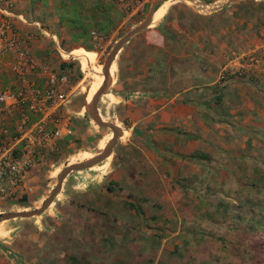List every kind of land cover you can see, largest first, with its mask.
Returning <instances> with one entry per match:
<instances>
[{
	"label": "rangeland",
	"instance_id": "374dc122",
	"mask_svg": "<svg viewBox=\"0 0 264 264\" xmlns=\"http://www.w3.org/2000/svg\"><path fill=\"white\" fill-rule=\"evenodd\" d=\"M142 1L149 5L152 0ZM102 2L114 26L111 30H102L101 34L105 35L106 40L101 47L93 50L97 51L99 73H102V64L116 41L139 23L149 8H145L144 14H141L130 12L116 0ZM174 2L186 4L193 12L201 14L202 18L192 19V27H209L208 32L185 36L183 43L195 41L192 53H200V45L205 44L213 51L215 59L206 65L202 60L189 56V50H184L182 59H174L173 66L161 61V67L153 68L151 75L144 79L139 77L141 79L138 80L137 53L128 49L131 53L123 55L125 59H120L119 53L114 61L116 69L112 82L107 92L101 95L98 107L105 120L116 123L128 133L123 137V132L120 133L113 153L107 158V172L117 167L121 154L128 157L130 165L134 161L139 162L140 155L133 150V145L145 144L144 135L128 129L132 120L125 115L128 103L124 101L123 105L122 93L137 92L144 84L148 90L159 95V91L166 88L174 91L200 85L208 77V81L213 82L211 86L217 89L199 86L191 90L202 92L199 97L201 101L207 100L205 91H208L209 97H212L209 99L212 102V108L208 109L210 114L200 110L202 119H207L197 127L201 130L197 129L194 135L180 131L175 134L170 129L144 131L153 144L152 148L146 146L166 177L163 173V179L154 177L153 173L147 176L140 169L137 178L129 173V185L139 188L138 194L128 196V199L123 192L104 202L91 203L92 208L102 212L100 222L107 227H100V230H106L112 242L100 238L94 252L98 257L86 259L83 254H78L75 264H264V46H259L261 40L264 43V25L260 28L259 24L264 21V0H241L216 12L205 13L189 2L168 0V3ZM206 15L209 16L207 21ZM91 28L94 27L87 26L88 30ZM252 56L257 61H250ZM72 64L70 85L75 86L76 95L69 103L79 106L84 104V88L92 81V71L89 68L84 70L78 61H72ZM108 93L116 96V100L112 96L109 102L104 96ZM132 99L137 103L142 100L143 103L146 98L139 96L129 100ZM84 116L85 126L93 131L92 135L79 142L81 146H74L71 154L50 158L49 165L44 167L48 172L44 174H50V171L52 175L64 163L79 160L84 150L94 154L102 150L97 142L111 130L98 127L85 112ZM138 126L141 127L140 124ZM173 137L176 142L180 141L177 153L180 149L182 151L177 159L181 161H170L175 154H172V146L165 147ZM201 153L208 157L190 156ZM160 157L166 163L161 164ZM59 170L45 180L40 176L33 177L27 188L26 200L17 197L0 202V212L39 207L55 185ZM149 176H152L150 180L146 178ZM147 185L151 189L166 186L169 192L176 191V200L170 195L171 199L164 203L162 195L143 192ZM79 188H73L71 183L65 181L60 192L66 196ZM114 189H121V185L117 184ZM19 191L11 198L21 194ZM158 197L161 203L157 201ZM230 199L227 207L225 204L223 207L219 205L222 200ZM59 200L55 197L52 205L55 206ZM130 207L135 212L131 218L125 219L132 210ZM37 216L3 221L0 227L10 229L12 235L48 236L44 249L24 242L30 252L28 256L35 258L34 264H71L68 256L77 252L73 232L78 229L72 223L79 222H62L56 228L57 233L55 222H50L39 232L38 222H34ZM155 251L156 254L149 257Z\"/></svg>",
	"mask_w": 264,
	"mask_h": 264
},
{
	"label": "crops",
	"instance_id": "0c3cea01",
	"mask_svg": "<svg viewBox=\"0 0 264 264\" xmlns=\"http://www.w3.org/2000/svg\"><path fill=\"white\" fill-rule=\"evenodd\" d=\"M11 1L13 3V9L15 10V12L21 13L24 16L25 20H27L28 22L25 23L23 21H20L18 18L13 19L15 26L20 32L25 33L27 31L34 30V22H38L45 30H47L50 35L40 36L36 41L31 43L32 51L34 52L38 60H40L41 62H48L57 70L63 68H71L70 65H73L72 61H78L79 65H81L84 70L86 68H89L91 71H93V77L92 81L88 83L86 88H84V104L77 106L74 105V103L72 104L68 102L62 108L61 114L70 118L69 124L72 130L71 134L64 135L59 140H57L55 150L52 152H46L43 158L30 169L24 182L27 184V186L26 184H24L23 191H21L23 186L20 188L19 193L21 194L13 198L8 197L4 200H0V202H7L9 199L13 200L17 197L21 200L22 195L28 197L27 188H29V184H31L33 177L40 176L45 180L47 179V177L54 175L57 169L61 170V168H63L67 164L88 159L98 153L97 152L94 154L84 150V152L80 154L79 160L64 163L62 166L57 167L56 170L52 172V175L50 171V174H44L45 171H47V169H44V167L49 165L48 163L50 158L56 156L58 157L59 155H66L67 153L71 154L74 146H81L79 145V142H82L83 139H87L92 135L93 131L90 130L89 127L85 126L86 121L84 120V117L86 115L84 116V112L87 113V109H84V107L87 106L88 101L91 99L92 95L97 90L103 79L102 73H99L100 66L96 65L97 51L93 50H96V48H98L99 46L96 39L93 37L92 32L103 35L101 34L102 30L98 28V25H96L97 22L98 24H106L104 25L103 30H109V28L111 30V28L114 26L113 21L108 18V13L106 11L107 8H104L105 6L102 0ZM200 1L215 3L222 0ZM1 2L2 0H0V4ZM150 4L148 5L144 3V11L145 8L147 9L150 6ZM204 9L208 10L207 8ZM144 11L142 14H144ZM193 11L194 10H191L190 6L186 4L179 2L168 3V0H166L156 8L150 25L132 36L130 40L123 46L122 50L119 52L121 53L120 59H125V54L128 55V53H131L129 51L135 52L137 53L136 55H138V57L136 58L138 67L136 79H144L148 75H151V73L153 72V68L161 67V61H163L164 63L166 61V65L168 66H173L174 59H182L184 50H189V56H194L195 59L202 60L204 63H206V65L209 62H213V60L215 59L213 51L206 47L205 44L200 45L198 49L200 53H196L195 51V53L198 55L197 56L195 53L191 52L193 50L192 47L194 46L193 43L195 41H190V43L189 41H187L186 43H183L185 36L197 35L201 32L209 31V27H204V29L197 28V26L192 27V19H200V17L202 18L201 14ZM202 13L205 12L203 11ZM204 17L205 21H207V17L209 16L206 15ZM259 24L261 28L264 25V21L260 22ZM88 25H92L96 29L91 28L88 30ZM193 31H196V33ZM259 32H261V30ZM212 41L214 40H211V42ZM56 43H59L60 47L64 49L65 52H68V56H66L65 59H63L59 55L56 48ZM129 46L131 48H128ZM259 46H264L262 40L260 41ZM1 59L5 64H7V62L11 59V55L5 54L1 57ZM63 62L67 65L61 67L60 64ZM115 69L116 64L113 63L110 68V73L113 74ZM12 75V71L6 65L4 70L1 72L2 83L15 89L18 87V82L17 79L15 80ZM203 80L204 83L200 85H192L191 87L185 89H175L174 91H171L167 90L166 88L164 90H160L159 95L155 94V91L148 90L144 84L142 85L141 89L136 90L137 92H140V94L138 93L139 95L136 94L137 92H128L121 94L122 98H120L123 99V105H125V102L128 103V111L125 113V115H127L132 120L131 125L128 128L129 131L144 135L145 140H143L145 144L133 145V150L140 155L139 162L134 161L132 162L133 164L130 165L128 157L121 154L120 162L117 167L110 168L108 172L107 159L105 163V160L102 161L104 164H96L90 168L69 173L64 180L71 183L73 185V188L80 187V190H72L73 192L68 193L66 196L62 195V192L59 191L60 193L55 196L57 199H60L59 202L54 206L52 205L54 201L53 199L52 203L41 214H39L40 216L36 215L38 218L34 221L38 222L37 229H39V232L42 231L41 229L49 226L50 222H55V233H57L56 228H58L62 222H79L72 223L78 229L73 232V234L76 235L75 240L77 244H75V246L77 252H72L73 254H70L68 256L70 262H72L71 264H75L76 258H78V254H83L86 259L97 258L98 255L96 256L94 252L97 248L100 238L107 240L108 243L112 242L110 236L106 234V230H100V227H107L103 226L100 222V214H102V212L92 208L91 203H95L98 201L104 202V200H109L111 196L114 197L119 194L122 195L123 192V195H126L128 199V196L138 194V192H140L139 188H134L133 185H129V177L131 176L137 178V172L140 169L143 170L146 175L153 173L154 177L156 178L158 177L160 179H163V176L166 177L163 172L162 176L161 167H159L158 165L159 163H157L155 161V158L151 156V152L148 147L152 148L153 144L149 140V135H147L144 131L150 132L151 129H170L171 131H174L175 134H177L176 132L180 131L181 133L188 132V134L194 135L193 132L198 129L197 127L207 119H202L200 110L201 112L207 113V115H209L210 112L208 111V109L212 108V106H210L212 105V102H210L209 100L212 97H209L208 91H205L206 94H208L207 100L204 99L201 101L199 100V97L202 92H199V90H191V88L199 86H205L208 89V87H210L213 83L211 81H208V77H205ZM36 81L39 82L38 78H36ZM72 87L73 94L70 97L71 100L76 95V88L75 86ZM211 89L215 90L217 89V87L214 86ZM218 93L223 92L219 91ZM218 93L216 92L215 95H217ZM104 96L108 98L109 102L112 100V96L116 100V96L112 95L111 93H108ZM139 96H141V98H146L145 100H143V103L142 100L141 102L139 101V103H137L133 99L129 100L131 98H137ZM127 97L130 98L128 99ZM102 101H104V98L102 99ZM99 102L100 101H98V103ZM98 111L104 118V115L101 113L99 107ZM37 117V115H32L31 119L34 120ZM138 124H140L141 127H139ZM198 130L201 129L199 128ZM120 132H123L122 137L128 133L127 130L122 131L121 129ZM110 136L111 131L104 133L97 142L98 148L103 149L106 141L110 138ZM175 139L176 138L173 137L165 147L170 148V146H172V150L174 152L172 154H175L170 161H181L180 159H177V156L181 157V154L179 152H181L182 149H180L177 153L178 147L181 146L180 141L176 142ZM159 160L161 164L166 163L165 159H162L161 157L159 158ZM133 172L136 174H134ZM41 173L44 175H41ZM129 173H131L130 176ZM152 176L146 178L150 180ZM64 180L62 182V185H64L65 183ZM109 182L121 185V189H113L112 191H108L107 185ZM112 186L114 188L115 185L112 184ZM147 186L143 188V192L149 191L148 193H152L154 195H162L164 203L171 199L170 195L173 196L174 200H176V196H174L176 191H174V193L169 192L166 186L163 189L162 187L158 186H154V189H151L150 186ZM157 201L161 203L159 197ZM125 203L129 204V201H126ZM26 208L27 207H22L18 210L9 211L31 210ZM130 209L132 208L130 207ZM130 211L131 212L128 213L129 215L124 217L125 219L131 218V215L135 212L133 211V209ZM63 233L66 234V231H64ZM46 237H39L34 234L24 235L23 233L19 235L18 233L12 235L10 229H3L2 227H0V264H34L35 258L28 256L30 252H28V248L24 245V242L31 243L32 246L38 249H44L48 244V239ZM159 240L161 244L162 237ZM153 253L156 254V251L149 254V257H152ZM106 258L108 259V257Z\"/></svg>",
	"mask_w": 264,
	"mask_h": 264
},
{
	"label": "built area",
	"instance_id": "2783aa9c",
	"mask_svg": "<svg viewBox=\"0 0 264 264\" xmlns=\"http://www.w3.org/2000/svg\"><path fill=\"white\" fill-rule=\"evenodd\" d=\"M130 12L143 13L142 0H116ZM14 18L28 23L16 13L11 0L0 4V200L16 194L24 185L29 170L46 152L55 150L62 136L71 134L70 118L61 114L73 94L70 85L71 68L56 69L38 60L31 43L40 36H50L38 22L35 29L22 33ZM97 44L105 42L103 35L92 32ZM59 55L65 52L56 43ZM10 54L5 64L1 57ZM250 61H257L252 56ZM16 76L18 87L4 85L1 72L5 66ZM38 78L39 82L36 81ZM32 115L38 117L31 119Z\"/></svg>",
	"mask_w": 264,
	"mask_h": 264
},
{
	"label": "water",
	"instance_id": "95a60500",
	"mask_svg": "<svg viewBox=\"0 0 264 264\" xmlns=\"http://www.w3.org/2000/svg\"><path fill=\"white\" fill-rule=\"evenodd\" d=\"M164 1L166 0L151 1V4L144 18L135 26L128 29L116 41L115 45L111 48V50L107 54L102 64L101 71H102L103 79L100 85L98 86L97 90L92 95L90 101L87 103V113L98 127L109 128L111 130V136L107 141V143L105 144V146L103 147V149L88 159L70 163L65 165L63 168H61V170L57 175L55 185L52 187L48 196L40 204L39 207L31 210L9 211V212L0 213V222L14 218H29L41 214L52 203L54 197L59 193L62 182L69 173L73 171H79L90 168L106 160L112 154L113 148L116 145L117 140L121 135L120 128L115 123L105 120L100 115L97 107L98 101L101 95L107 92L112 82V74L110 73V68L114 63L116 57L118 56L119 52L122 50L123 46L130 40L132 36H134L136 33H138L139 31L143 30L144 28L150 25L156 8ZM184 1L193 4L201 11L211 12V11H217L219 9H222L226 5L239 2L241 0H222L215 3H207L200 0H184ZM207 5H210V8H207L208 10H205L204 8Z\"/></svg>",
	"mask_w": 264,
	"mask_h": 264
},
{
	"label": "trees",
	"instance_id": "16d2710c",
	"mask_svg": "<svg viewBox=\"0 0 264 264\" xmlns=\"http://www.w3.org/2000/svg\"><path fill=\"white\" fill-rule=\"evenodd\" d=\"M94 11V10H93ZM96 25H98V28L100 29V30H103L104 29V25H106V24H98V22L96 23ZM67 64L66 63H61L60 64V66L61 67H64V66H66ZM191 157H197V156H199V157H204V158H207L208 157V155L207 154H205V153H201V154H191L190 155ZM112 184H114L115 186L117 185L116 183H113V182H109L108 183V185H107V190L108 191H112L114 188H113V186H112ZM26 196L25 195H22V197H21V200L22 201H25L26 200ZM231 202V199L230 200H225V201H221L220 203H219V205H221L222 207L224 206V204H225V207H227L228 205H229V203ZM254 249H255V247L253 246V248H252V250L254 251ZM234 252H236V251H234ZM236 254H237V252H236Z\"/></svg>",
	"mask_w": 264,
	"mask_h": 264
},
{
	"label": "bare ground",
	"instance_id": "6f19581e",
	"mask_svg": "<svg viewBox=\"0 0 264 264\" xmlns=\"http://www.w3.org/2000/svg\"><path fill=\"white\" fill-rule=\"evenodd\" d=\"M205 8H210V5L205 6ZM91 77H93V71L91 72Z\"/></svg>",
	"mask_w": 264,
	"mask_h": 264
}]
</instances>
